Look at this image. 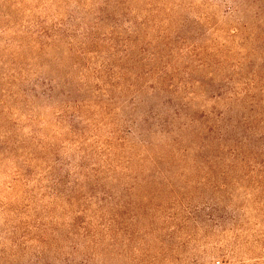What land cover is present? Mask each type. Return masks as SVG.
Masks as SVG:
<instances>
[{"label":"trees","instance_id":"16d2710c","mask_svg":"<svg viewBox=\"0 0 264 264\" xmlns=\"http://www.w3.org/2000/svg\"><path fill=\"white\" fill-rule=\"evenodd\" d=\"M96 1V9L84 8L85 13L80 18L54 21L34 32L39 39L37 48L31 44L22 51L28 56L26 52L37 49L36 53L33 52L35 55L31 53V60H40L42 72H35L31 62L18 57L12 58V70L2 74L10 87L2 88L0 85V172H12L13 184L8 185V188L14 190L22 186L28 199H31L34 198L35 190L30 186L29 179L38 170H43L38 181L50 179L52 182L46 184L45 189L62 195L64 192L57 190L58 185L66 186L69 178L76 181L83 177H94L95 181L105 180L109 175L122 174V161L125 158L128 163L124 166L126 170H131L130 164L137 160L143 168L140 171L142 174L147 171L152 176H160L168 182V192L172 197H177L174 212L168 211L166 214L167 219L176 225L168 234L169 238L175 240L178 232H184L188 219L184 217L185 210L189 207L184 204L185 198L172 182V176H185L189 172L190 176L197 177L196 181L189 183L195 189L201 186L202 191L198 194L200 203L209 206L210 203L205 202V190L228 192L235 178L236 181L239 178V162H243L247 174L249 172L246 156L250 154L252 141V115L258 114V118L263 121L264 109L258 113L257 108H264V98L257 100L252 95L255 78H249L241 87L235 84L234 74L242 76L251 73V50H248L247 44L254 42L264 47V36L254 32V28L249 29L247 20L239 15L238 4L231 6L226 18L235 25L232 24L233 29L228 31V38L235 48L244 53L242 60L236 61L233 66L232 75L224 72L223 77L218 79L213 77L215 71L209 70L214 60L217 67H223L228 62L225 56L219 58L227 46H222L224 48L220 50L200 47L198 42L187 44V39L180 34V27L186 23L182 21L174 39L186 49L180 51L174 60L188 59L189 62L181 69L170 58L174 52L173 40L165 30L159 29L163 21L157 19L160 8L154 5L153 0L146 3V12L132 9L127 5L128 0ZM242 1L258 20L264 12V6L256 5L264 1ZM75 3L79 7L84 6L82 0H75ZM77 19L80 23H72ZM123 24L127 27H123ZM107 28L109 32H105ZM244 33L243 41H236ZM156 38H162L163 49L156 46ZM62 42L74 52L76 61L69 63L68 60L52 56L50 50L59 49ZM97 53L105 57L104 62L96 64L85 61L89 54ZM55 59L61 64L55 65ZM69 59L73 60L72 57ZM44 68L57 73V76L54 78L45 74ZM197 69L205 72L206 76L202 80L193 76ZM262 88L264 93V86ZM118 91L120 94L116 95ZM13 97L20 101L19 111L33 123L37 118H42L40 115L47 114L41 104L34 105L35 102H41L56 110L52 121L66 123L74 134L81 130L80 124L89 123L92 116L98 114L102 119L92 130L95 136H100V128L109 123L117 128L110 132V137L102 140L100 146L94 145L95 142L99 143L94 141L95 138L82 137L81 145L75 151L69 149L67 154L62 155L59 148L46 144L42 136H36L40 128L35 124L32 125L34 131L30 132V136L21 138L16 127L21 126L18 121L22 117L14 114L10 103ZM140 110L142 112L138 114ZM44 123L45 126L50 124L48 119ZM170 132L172 137L166 145L153 141L154 135ZM155 146L160 149V153L165 154H151ZM50 159H53L52 164L47 163ZM187 159L192 163L188 170H175L174 162L187 163ZM4 161L10 164L7 169H4ZM163 161L170 166H163ZM147 165L149 168L144 169ZM97 187L98 184L91 186V193L88 194L90 199L97 197L94 194ZM74 188L71 185L70 192ZM102 191L98 197L97 216H81L88 208L78 206L79 214H74L67 222H61L59 218L55 220L51 214H44L48 217L43 222L39 216L34 217L40 214L29 204L21 202L14 206L10 201H2L0 213L5 212V221L9 222L13 217L15 222L7 224V231H0V264H47L50 255L60 251L54 247L63 240V230L77 227L80 231L74 234L95 249L90 257L96 254L105 256L107 253L123 254L126 251L123 246L133 243L136 237L131 224L135 218H139L142 208L139 206L129 221L127 208L123 206L122 191L113 187ZM68 200L71 202V199ZM212 201L216 206L215 199ZM184 205L186 209L183 210ZM43 207L47 209L49 206L45 203ZM170 209L173 211V208ZM143 233L150 234L151 230ZM159 236L157 242L149 245L162 251L172 249L161 238L162 234ZM5 240L10 242L12 251L8 256L3 254ZM27 248L34 250H31L26 260L20 262V257L24 259L27 255ZM97 248H101L102 252L97 253Z\"/></svg>","mask_w":264,"mask_h":264},{"label":"rangeland","instance_id":"374dc122","mask_svg":"<svg viewBox=\"0 0 264 264\" xmlns=\"http://www.w3.org/2000/svg\"><path fill=\"white\" fill-rule=\"evenodd\" d=\"M96 2V0H82L84 6H81V8L75 3V0H0V85H2V88L10 87L7 80L2 78V74L4 75V73L6 74L12 70V58L19 57V59L31 62V68H34L35 72H42L40 60H31V53L35 55L33 52L36 53L37 49L26 52L28 56L22 51L23 48L26 49L31 44L37 48L39 39L34 35L35 31L54 21L80 18L85 13L84 8L96 9ZM147 2L148 0H128L127 5L131 6L132 9L137 8L146 12ZM153 2L155 6L160 8L157 19L163 21L159 29L161 31L165 30L173 40L174 52L171 53V60H174L180 51L186 49V46L178 45V42L174 39L176 37L175 32H177L178 26L182 25V21L186 23L180 27V34L187 39V44L198 42L200 47L219 48L220 50L224 48L222 46H227V49L222 52V56L219 58L225 56L228 64L217 67L214 60L209 70V72L214 70L213 77L218 79L223 77L224 72L232 75L234 72L233 66L236 65V61L242 60L241 57L244 53L235 48L228 38V31L233 29L232 24L235 25L232 20L226 18V12L231 6L238 4L239 15L247 20L250 26L249 29L254 28V32H260L264 36V12L258 19L261 21H258L242 0H153ZM256 6H264V2H258ZM72 23H80V21ZM123 27L126 28V24H123ZM107 30L105 32H109L108 28ZM244 36L245 33L236 41H243ZM155 44L160 49L165 47L162 38H156ZM247 46L250 48L248 50H251V63L249 66L251 73L242 76L234 74V81L237 82L235 83L237 86L242 87L249 78H255L254 86H251V90H254L252 95L255 99L261 100L264 98V93L261 91L262 86H264V47L254 42H249ZM50 52L52 56L59 57L57 59L63 58L64 61L68 60L69 63L76 61V58L73 57L74 52L69 50L63 42L60 44L59 49L52 48ZM69 57H72L73 60ZM104 58L99 53L96 55L89 54L85 61L99 64L104 62ZM188 62V59L176 62L174 60L176 66L181 69ZM54 64L61 63L55 59ZM192 67L195 66L192 65ZM44 69L46 70L45 74H50L54 78L57 76V73H52L50 69ZM193 76L202 80L206 75L205 72L202 73L197 69ZM209 76L211 78L212 74ZM119 94L120 91L116 92V95ZM7 97L10 96L7 94ZM10 101L16 117H22L18 121V123L20 122L18 125L21 126L16 127L21 138L24 139L26 135L29 137L30 132L34 131L32 125L35 124L34 126L40 128L36 136H42L41 139L46 144L59 148L62 155L67 154L69 149H72V152L75 151L81 145L82 139L80 138L82 137L95 138L94 141H99V143L95 142L94 145L100 146L102 140L104 141L108 136L110 137V132L117 128L116 125L109 123L108 126L100 128L98 131L100 136H95V131L92 130L97 126V122L102 119L98 114L92 116L89 123L80 124L81 130L74 134L69 131L66 123L58 124L55 120L52 121L56 110H53L47 104L35 102L34 105L41 104L47 114L40 115L42 118H37L33 123L19 111V99L13 97ZM263 109L258 107V113ZM141 112L140 110L138 114ZM257 115H254V113L252 115L254 118L252 141L249 147L250 154L246 156V162L249 164L248 174L243 167L245 164L239 162L237 164V176L239 178L237 181L235 178L228 192L216 191L213 193L211 190H205L204 198L206 196L207 200L205 202H209V206L200 203L201 198L198 194L202 191L201 186L195 189L193 184L189 183L196 181L197 177L190 176L189 172L185 176H172V182L179 187L178 189L182 192L181 195L185 198L184 204L189 207L185 210L187 213L185 212L184 217H188V219L185 223L184 232H181V234L178 232L174 238L175 240L169 238L168 234L176 225L174 221L167 219L166 214L168 211L174 212L176 208L174 202L177 201V197H172V194L168 192V182L160 176H152L147 171L142 174L140 171L143 168L137 160L130 164L131 170H126L124 166L128 163L125 162L127 159L125 158L124 162L122 161V174L109 175L105 180L95 181L96 178L94 177H83L76 181L74 178H69L66 186L63 187V184L58 185L57 190L64 192L62 195L52 193L50 189H45V185L52 182L50 179L44 182L38 181L39 175L43 172V170H38V173H32L33 177L29 179L30 186L35 190L34 198L31 199H28L22 186H18L14 190L8 188V185L12 186L13 184L12 172L8 174L0 172V203L10 201L16 206L21 202H25V204L27 203L38 210L40 215L34 217L39 216L43 222H46L48 217L44 214H51L55 220L59 218L61 222L65 220L67 222L74 214H79L77 212L78 206L88 208L81 216L86 218L92 215L97 216L100 203L98 197L103 192L102 190H109L110 187H113L115 190L122 191L123 206L125 205L127 208L129 221H131L130 216L135 214L141 206V215L139 218L134 217L135 219L131 224L134 230L132 227L131 229L136 233V237L133 243L123 246L126 250L123 254L109 255L107 253L105 256L96 254L95 257H90L95 249L91 248L86 240L74 234V232L80 231V228H67L63 230V240L58 246L54 247V249L60 251L51 254L50 261L47 264H264V118L262 121ZM47 119L50 124L45 126L44 122ZM10 128L14 129L15 127ZM154 136V142L166 145L172 137V132L166 135L158 134ZM84 147L86 146L84 145ZM151 154L164 155L165 153H160V149L155 146ZM52 162L53 159H50L47 163L52 164ZM163 164L165 167L170 166L164 161ZM3 165H5L4 169L10 166L5 161ZM191 165L189 159H187V163L185 161L174 162L175 170H183L184 168L188 170ZM146 168H149V165L144 169ZM69 184L75 186L72 192H70L71 185ZM94 184L99 185L94 191L97 197L90 199L88 194L91 193V186H94ZM40 186H42L41 190ZM104 186L105 189H103ZM17 196H20L19 199H16ZM68 199H71V202ZM213 199L216 201V206H214ZM45 203L49 206L47 209L43 207ZM185 205L183 210L186 209ZM170 208H173V211ZM5 218V212L0 213V231H7V224L10 225L15 222L13 217L9 222L5 221ZM146 230H151V233L144 234L143 232ZM160 234H162L161 238L167 242V246H171L172 249L162 251L159 247L158 250L153 245H149L157 242L160 239ZM3 246H6L3 254L8 256L12 253L10 242L5 240ZM31 250H34V248H27L25 251L27 255L24 259H22L23 256L20 257L21 260L19 261L26 260L29 253L31 254ZM96 251L97 253L102 252L101 248H97Z\"/></svg>","mask_w":264,"mask_h":264}]
</instances>
